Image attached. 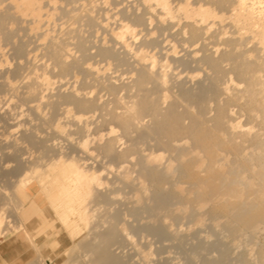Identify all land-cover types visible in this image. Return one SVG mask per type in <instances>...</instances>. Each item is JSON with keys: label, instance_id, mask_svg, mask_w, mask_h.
<instances>
[{"label": "bare ground", "instance_id": "6f19581e", "mask_svg": "<svg viewBox=\"0 0 264 264\" xmlns=\"http://www.w3.org/2000/svg\"><path fill=\"white\" fill-rule=\"evenodd\" d=\"M0 154L63 264H264V0H0Z\"/></svg>", "mask_w": 264, "mask_h": 264}, {"label": "rangeland", "instance_id": "374dc122", "mask_svg": "<svg viewBox=\"0 0 264 264\" xmlns=\"http://www.w3.org/2000/svg\"><path fill=\"white\" fill-rule=\"evenodd\" d=\"M2 160L3 161H1V162H3V163H5L6 160H7V162H6L7 165L11 163L10 162L11 158L9 157L8 154H7L6 158L5 159L2 158ZM6 163H5V165H6ZM0 165H1V163H0ZM9 166H7V167H9ZM10 167H12V165ZM10 167H9V169H10ZM7 170H8V168H7ZM0 173H2V172L0 171ZM6 175H8V174H6ZM6 178H8V177H6ZM15 178H16V176H14L13 180H15ZM37 191H38V189L36 188L34 190V192L37 193ZM39 197L40 196H36L34 201L39 199ZM31 198H32V196H31ZM41 207L43 209H45V213L41 217V219L47 220L49 222H53V225L49 226L51 228L48 231H46L44 234L43 233L40 234V226L35 231H32L31 228L33 227V221L39 220V218L36 215H34V214L27 215V213L20 212L18 216L21 218L20 222L22 224V227H21L20 230H16L15 233H19V235H22L24 237V241L29 245V250H30V262L29 263L30 264L32 262H35L36 260L39 261L38 257H40L41 260L45 261L47 264H63L67 260V257H68L67 252H68L69 248L74 246V244H76L79 241L78 240L74 241L70 237L69 233L59 223V221L55 217V215L52 212V210H50L48 208V205H47L46 202L42 201ZM39 223H40V220H39ZM26 234H29L31 237H33V242L32 243L26 238ZM79 240H81V238ZM174 250L176 251V249H174ZM179 250L180 249H177V251H179ZM175 251L172 250V255H173L172 257H174V258L176 256L180 257V256H182V254L184 256V251L183 250H181L182 253H180V252L177 253V251H176V253H177L176 255L173 254ZM159 254H160V256H159ZM179 254H180V256H178ZM167 255L169 256L168 253H157L156 257L154 256L155 259L153 258V260H152V262H153L152 264H155V263L157 264L158 262L162 263V259H164ZM163 256H164V258H163ZM177 257H176V259H177ZM160 258H162V259H160ZM179 259H182V258L180 257ZM186 260H184V261L187 264H195L191 260H188V259H186ZM172 263L173 264H175V263L178 264L176 261H174ZM172 263L171 262L170 263L169 262L168 263L164 262L162 264H172Z\"/></svg>", "mask_w": 264, "mask_h": 264}, {"label": "crops", "instance_id": "0c3cea01", "mask_svg": "<svg viewBox=\"0 0 264 264\" xmlns=\"http://www.w3.org/2000/svg\"><path fill=\"white\" fill-rule=\"evenodd\" d=\"M0 179L2 181V183L0 182V187L2 189L12 188V183H11L12 179L10 180V177L0 178ZM17 197L24 204V209H23L24 211L22 212L27 213V215L34 214L40 220V223H39V220L33 221V227L31 228V230L35 231L40 226V234L42 233L44 234L46 231H48L51 228L49 227V224L51 223V226H52L53 222H49L47 220L41 219V217L45 213V209H43L40 204L38 203L34 204L33 202H31L33 198L31 199L30 194L26 192L18 191ZM2 200L3 198L2 196H0V208L3 207L4 209L3 217L6 218L5 220L9 222V224H7L9 228V225L15 224L16 211H14L11 201L8 198L6 199L7 201L5 199L4 201ZM0 221H1V218H0ZM17 224H20V223L18 222ZM27 237H29L30 240ZM26 238L31 243L33 242V237H31L29 234H26ZM29 262H30L29 245L24 241V237L22 235H19V233L10 232L7 236L0 237V264H30Z\"/></svg>", "mask_w": 264, "mask_h": 264}]
</instances>
